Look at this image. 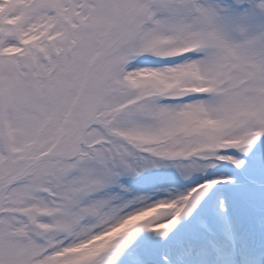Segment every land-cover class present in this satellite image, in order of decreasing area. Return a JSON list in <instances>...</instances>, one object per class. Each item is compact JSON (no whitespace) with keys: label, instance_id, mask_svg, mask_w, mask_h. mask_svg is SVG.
<instances>
[{"label":"snow or ice","instance_id":"1","mask_svg":"<svg viewBox=\"0 0 264 264\" xmlns=\"http://www.w3.org/2000/svg\"><path fill=\"white\" fill-rule=\"evenodd\" d=\"M0 264H264V0H0Z\"/></svg>","mask_w":264,"mask_h":264}]
</instances>
